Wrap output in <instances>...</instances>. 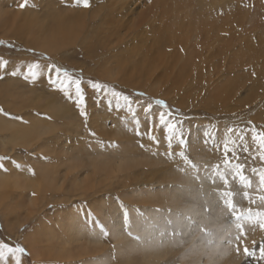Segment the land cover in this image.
Here are the masks:
<instances>
[{
  "label": "rangeland",
  "instance_id": "obj_1",
  "mask_svg": "<svg viewBox=\"0 0 264 264\" xmlns=\"http://www.w3.org/2000/svg\"><path fill=\"white\" fill-rule=\"evenodd\" d=\"M16 1V4L23 2V0ZM143 1L147 5L151 0H109V2L108 0H89L90 7L88 8L77 4L75 0H28V7L25 9L19 8V4H14L13 12L18 13L19 19H22L21 22L27 26H34L32 31L36 38L41 33L45 36H53L54 33L56 39L60 40L61 38L68 43L71 37L69 31L73 35L75 31V35L81 34L76 35L79 37V41H88L89 38H92V43H90L95 44L97 29H95V25L99 24L105 7L121 13L118 18L115 17V20H118L119 24L124 27L121 36H118L116 42L109 45L108 50L104 48L97 51L95 48L94 55L92 54L90 58L84 57L83 51L75 45L64 47L54 56L44 50L41 51L42 49L38 47L35 48L34 45L32 47L26 45L22 35L6 33L4 37L0 36V41L3 42L0 43V59L10 62L8 68L4 70L5 78L0 80V97L3 96V92L7 93L8 91L11 93L14 91L16 94L11 100L9 98L10 101L0 100V109H3L0 118L3 117L5 121L9 120L18 126L22 125L39 136L38 140L36 138L27 144L21 143V145L15 146H12L15 143L7 144L9 141H5L7 143L4 146L12 148L14 151L10 156L8 153L2 152L6 148L3 146L1 149L0 144V157L5 158L2 163L7 169V171L0 169V174L12 180L16 179L17 181L12 182L24 189V186L28 187L29 184L36 186L40 182L42 183V179L36 175L37 170L42 166L44 169L48 168L49 171L58 168L62 175L71 169L77 171L81 176L75 184H79L83 189L87 188L90 193L86 194V196L88 195L86 199L70 202L63 196L56 199L58 203L49 199L46 206L40 209L34 218L26 216L25 208L28 204L26 201L27 204L25 202L23 211L6 224L10 228L15 227L13 232L17 234L14 238L8 236L4 220L0 216V238H5L9 242L24 247L28 253L22 257V264H62L59 261H36L24 239L25 234L32 233L35 228L39 230L45 227L46 229L48 226L52 230L48 228L46 230L56 233L58 231L56 225L58 218L56 217L61 214H58L57 211L69 213L70 209L74 210L79 218L83 226L82 230L85 228V232L92 233L94 229H97L100 237V242L97 243L103 247V250L108 248L109 251L106 253L108 254L107 258H104L105 264H119L118 262H121L120 264H225V259L220 256L227 252L231 257L237 255L236 258L240 259L242 264H250V260L255 261V264H264V179H262L264 177V159H261L259 151L255 150L252 133L247 131L255 126L257 132H264V0H214L215 4H210L211 0H199L202 5L205 4L203 12L206 15L210 10L208 9L209 5L213 6L212 9L215 10L214 16L212 15L210 21L208 20L210 25L206 27L198 25L199 21L196 20V17L194 20H190L189 17H192V11L195 9L194 3L189 5L182 3L180 11H174L172 14L174 13L178 20H182L183 27H180L182 29L180 33L178 31L177 36H175L177 33L172 34L169 45L165 44L163 50H160V53L163 54L162 57L158 55L153 44L163 26L161 17L165 11L160 9L155 14L158 15L151 18L150 24L141 21L137 30H130L125 26L130 19V16L125 15L128 13L127 9H133L138 5V12L141 9L139 3L142 4ZM166 1L171 3L170 0ZM120 7H124L125 10ZM201 11L202 9L200 14ZM91 15L92 19H88ZM170 16L172 18L174 15ZM61 19L64 23H60ZM31 22L33 23L31 24ZM174 22L173 20V25ZM61 24H64L65 27L59 31L58 26ZM83 28L87 31H84ZM45 32L47 33L45 34ZM60 33L64 35L61 36ZM34 37L33 39L36 40ZM164 37L166 38V36ZM167 39L169 40V38ZM150 58L153 60L147 62ZM35 62L40 63L45 73L35 85L24 81L19 73L16 77L7 74L16 68L23 71L27 64ZM50 63L67 69L74 77L81 78L85 82H99L110 90L129 96L133 101L136 118L140 121V131L147 133L151 122L152 132L157 136L159 142H152L147 138V135L137 136L132 115L123 107L119 111L115 107L110 109L105 99L97 102L95 91L87 83L82 85L86 94L88 113V120L85 123L75 104L67 101L58 89L54 90L48 85L45 76L47 65ZM185 64L188 66L185 67ZM141 69L145 71L143 79L138 78L134 73ZM181 71L184 72V77L179 76ZM129 73L132 75L131 77ZM142 84L143 86H139ZM139 93H143V95H137ZM157 100L164 101L167 108H161L160 105L155 104ZM49 101L51 102L49 103ZM113 103L115 102L113 101ZM121 103L123 102L121 101ZM136 105L138 107H135ZM6 106L10 112L8 109L6 110ZM148 107L151 108V111L146 115L145 108ZM12 108L13 110L14 108L20 109V111L14 114ZM168 111H171L169 119L181 122L185 133L182 139L173 138L169 142L165 139L164 129L157 128L159 114ZM26 113H29L31 117L24 116ZM10 117H22L23 120ZM33 122L34 124H32ZM98 125L99 128H97ZM229 128H235L237 131L243 129L247 135L240 147L232 145L234 151L225 152L223 147L225 140L237 138L235 134L227 132ZM102 129L106 134H109L107 137L98 136V131L101 132ZM206 130L213 134L214 139L205 138ZM41 132L43 134L46 132L47 135L44 134V136ZM90 133H95L96 136L90 135ZM4 134L8 135L7 132ZM117 134V138L121 137L126 140L132 138L129 140L132 152L129 151L128 156H125L127 160L119 161L121 158L114 159L115 157L111 156L110 151L118 150L124 144L126 145L123 141L118 142L117 138L113 136ZM0 143L2 142L0 141ZM141 144L144 147H141ZM30 147L34 149L37 147L36 151H29ZM96 148L100 152L99 154L95 151ZM58 156L60 157L58 158ZM134 156L135 158H133ZM122 157L124 158V155ZM130 157L132 158L130 159ZM58 159L62 163L58 164ZM52 162L54 163L52 164ZM61 164L62 166H60ZM117 170H121V174L117 176L119 180L110 179L113 174L115 176ZM187 174H191L189 177L195 185L202 177L206 178V187L207 190H210V194L205 197H207V202L210 200L214 205L204 204L205 206H203L202 202L198 201L197 209L199 211L197 210V215L190 216L191 222L187 225V230L185 228L183 232H179L176 239L178 243L169 246L167 240L166 249L158 251V258L154 254L146 256L141 253H136L137 255L133 253L130 256L132 263L129 262L130 260H119L121 258H118L117 244L120 240L115 241L114 237L109 235L110 229L113 228V221L107 219V217L110 218L108 216L109 208L114 206L118 213L117 222L118 225H121H119V230L129 233L128 236L137 240L135 238L137 235H134L128 228V226H132L128 212H134L130 209L129 204H132L134 208L140 205L144 207V204L157 207L156 210L166 206L171 208L173 198L175 201L178 194L167 192H170V186L172 187L176 181L184 180L183 175ZM153 177L156 178L154 186L153 184L148 186L138 184L147 180L151 182ZM105 178L113 184V187L116 185L115 181L118 180V183L125 188L129 200L126 201V198L122 199L115 193L102 194L99 198L108 206H106L108 209L100 213L101 211H96V208L91 210L88 201L91 200L89 197L97 196L91 193V189L105 190L107 186L105 188L103 186L105 181L108 182ZM17 182L20 183L17 184ZM10 190L0 187V194H2L0 196L4 198L6 193L16 194V192L12 193V188ZM27 190L21 192L30 195L31 199L34 195L32 189ZM49 197L50 194L46 198ZM135 198H138V201ZM28 199L29 197H27ZM130 199L133 200L130 201ZM180 200V204L177 205L182 208L184 206L182 200L185 202V199ZM8 201L5 204L12 202L11 199ZM211 211L213 213H210ZM200 212L203 214L199 215ZM40 222L44 224L41 225ZM193 228L194 230L191 231ZM90 240V237L84 238L81 241L83 243L79 244L80 250L99 248V244L92 243ZM214 245L217 249H214ZM72 248H74V244L70 247L71 250ZM43 250L45 251V248ZM44 251V256L49 257V253ZM100 253L96 259L92 258L93 262L105 255V253ZM40 254L42 253L40 252ZM51 255H55L54 251ZM76 264L84 263L82 261ZM86 264H89L88 260Z\"/></svg>",
  "mask_w": 264,
  "mask_h": 264
},
{
  "label": "bare ground",
  "instance_id": "obj_2",
  "mask_svg": "<svg viewBox=\"0 0 264 264\" xmlns=\"http://www.w3.org/2000/svg\"><path fill=\"white\" fill-rule=\"evenodd\" d=\"M16 0H0V36L2 35V37L5 36L6 33H14L15 35H22L24 37V42L26 45L28 46H33L36 48L38 47L39 49H42L41 51H45L49 54H52L54 56L57 55V53H59L60 50L64 49V47L66 46H72L75 45V46H78L80 47V49L83 51V54H84V57L86 56L87 58H90V56L93 54V52L95 51V48L98 50H103L105 48V50H108V47L111 43L113 42H116V39L118 36H121V31L124 30V27L122 25L119 24V21L118 20H115L116 18L115 17H119L121 15V13H119V11H115L113 9H108V7H102L105 9V12L103 14V16H101V18L99 19V24L95 25V29H96V32H95V44H91L92 41L91 39L92 38H89L88 41L86 40H80L79 41V35H81L79 33V35H75V31H74V35L72 34L71 31H69V33H71V37H70V42L66 43L64 42V40L60 38V40L56 39V35H54L53 33V36L51 34H48V35H51V36H45L43 35L41 32L40 36H36L34 37L33 36V31L32 29H34V26H27L26 24H24V22H21L22 19H19V15L17 12H13V9H14V4H16L15 2ZM140 1V0H139ZM171 3L173 1V4L171 3H168L166 0H151L148 2V4L146 5L144 3V1L141 3H139V8L140 11L137 12V6H133L134 8L133 9H129L128 7H131V6H128L127 10H128V13L125 14L126 16H130V19L129 21L127 22V24L125 25L126 27H128L130 30H137L138 27L141 25V21L142 23L143 22H146L145 24H150L149 22L151 21V18L159 12V10L161 9V11H165L163 12V16L161 17L162 19V22H163V26L162 28L160 29V34L159 36L157 37V39H155L154 41V47L155 49H157V52H158V55L159 56H163V54L160 53V50H163V47L164 45L166 44L169 45V42H171L172 39H170L171 35L175 33H177L175 36L178 35V31L179 33L181 32V29L180 27H183V22L182 20L180 21V19L178 20L175 16V14L172 12L174 11H180L181 7H182V3L184 4H193V6L195 7V9L192 11V17H189L190 20H194V17H196L199 21L198 25H201L203 27H206V26H209L210 23V19L212 17V15L215 13V10H213V6L209 5L208 9H210L208 11V14L206 15L205 12H203V8L205 7V4L202 5L201 2L198 1H195V0H170ZM192 1V2H191ZM221 1V0H220ZM109 2V0H108ZM215 1L214 0H211V3L210 4H215L214 3ZM19 4V3H17ZM16 4V5H17ZM121 9L125 10L124 7H120ZM10 9V10H9ZM120 9V10H121ZM202 9L201 11V14H200V10ZM113 10V11H112ZM191 13V12H190ZM85 14V13H84ZM95 14V13H94ZM102 14V13H101ZM174 15L172 18L170 15ZM87 15V14H86ZM158 15V14H157ZM155 15V16H157ZM82 16V15H81ZM95 16V15H94ZM93 16V18H94ZM214 16V15H213ZM23 17V15H22ZM92 17L89 16L88 19H90ZM96 17V16H95ZM30 18V17H29ZM75 18V17H74ZM209 18V19H207ZM92 19V18H91ZM95 19V18H94ZM172 19V20H171ZM175 21L174 22V25L172 24V21ZM209 20V21H208ZM25 21V20H24ZM61 22L60 23H64V21L61 19L60 20ZM34 22V21H33ZM31 22V24L33 23ZM191 22V21H190ZM194 22V21H193ZM77 23V22H76ZM81 23H83L81 21ZM57 24V23H56ZM55 24V25H56ZM78 24V23H77ZM25 25V26H24ZM29 25V24H28ZM84 25V24H82ZM179 25V27H178ZM39 26V25H38ZM90 26V25H88ZM174 26V27H173ZM31 27V28H30ZM37 27V25H36ZM59 27V31L60 30H63V28L65 27L64 24H61L58 26ZM87 27V26H86ZM38 28V27H37ZM82 28V27H81ZM122 28V29H121ZM25 29H27L25 31ZM75 29V28H74ZM79 29V28H78ZM85 28H83L84 30ZM88 29V28H87ZM82 30V31H83ZM203 30V29H202ZM38 31V30H37ZM44 31H47V30H44ZM49 31V30H48ZM77 31V30H76ZM80 31V30H79ZM84 31H87V30H84ZM43 32V31H42ZM50 32H52L50 30ZM78 32V31H77ZM90 32V31H89ZM88 32V33H89ZM202 32V31H201ZM200 32V33H201ZM47 32H45L46 34ZM84 33V32H83ZM92 33V32H91ZM56 34V33H55ZM61 36L64 35L63 33H60ZM90 34V33H89ZM13 35V34H12ZM169 35V37H167ZM59 35V37H61ZM87 36V35H86ZM90 36V35H88ZM166 36V38L164 37ZM36 38L35 39H33ZM58 37V38H59ZM94 37V36H93ZM17 38V37H16ZM169 38V40L167 39ZM2 39V38H1ZM20 39V38H19ZM64 39H66L64 37ZM68 40V39H67ZM78 40V41H76ZM186 41V40H185ZM91 42V43H90ZM63 54V53H62ZM94 55V54H93ZM96 56V55H95ZM95 56H94V59H95ZM97 59V58H96ZM92 60V59H91ZM90 60V61H91ZM151 60L153 59H148L147 62H150ZM97 61V60H96ZM188 63V62H187ZM188 64H185V67H187ZM127 68V67H126ZM144 68V67H143ZM150 68H151V64H150ZM149 68V69H150ZM189 69V68H188ZM145 70V69H144ZM184 71H185V68H184ZM132 72V71H131ZM182 72V71H181ZM128 73V72H126ZM125 73V74H126ZM138 78H144V73L145 71H143V69L137 71V72H134ZM148 73V72H147ZM153 74V73H152ZM129 76L131 77L132 75H130L129 73ZM180 77H184V72L180 73L179 75ZM142 78V79H143ZM129 79V78H128ZM131 79V78H130ZM134 79V78H133ZM127 80V79H125ZM132 81V80H130ZM138 81V80H137ZM143 80H141L142 82ZM144 82V81H143ZM145 83V82H144ZM8 84V83H7ZM14 84V83H13ZM146 84V83H145ZM1 85V84H0ZM148 85V84H147ZM139 86H143L142 85H139ZM141 88V87H139ZM145 88V87H144ZM7 89V88H6ZM1 90V89H0ZM22 90V89H21ZM153 90V89H152ZM151 92V91H150ZM153 93V92H152ZM150 94V93H149ZM15 92L13 91L12 93L11 92H3V96L0 97V100H8L10 101L14 96H15ZM19 95V94H18ZM153 95V94H152ZM151 95V96H152ZM1 96V95H0ZM166 96V95H165ZM10 98V100H9ZM24 98V97H23ZM27 99V98H26ZM17 100V99H15ZM51 100V99H50ZM22 101H25V100H22ZM28 101V100H27ZM3 102V101H2ZM1 102V104H2ZM21 102V101H20ZM48 102V101H47ZM51 101H49L50 103ZM7 103V102H6ZM22 103V102H21ZM20 103V105H21ZM29 103V102H28ZM27 103V104H28ZM32 103V102H31ZM29 103V104H31ZM9 104V103H7ZM12 105V103H10ZM19 104V103H18ZM54 104V103H52ZM26 105V104H25ZM61 106V105H60ZM15 107V106H14ZM17 107V106H16ZM15 107V108H16ZM22 107V106H21ZM31 107V106H30ZM28 107V108H30ZM59 107V106H58ZM5 108V106H4ZM11 108V107H10ZM13 110L12 108V111L14 112H19L20 109H15ZM8 109V107L6 106V110ZM22 109V108H21ZM47 109V108H46ZM53 109V108H52ZM10 112V109H8ZM23 110V109H22ZM47 111V110H46ZM12 112V113H13ZM22 114V113H20ZM24 116H26L27 118H30L31 115L29 113H26ZM1 117V116H0ZM65 118V117H63ZM62 118V119H63ZM33 119V118H32ZM67 120V118H66ZM29 121V120H28ZM32 121V120H31ZM31 121H30V124H31ZM37 123V122H36ZM34 124V122L32 123ZM38 125H39V122H38ZM65 125V124H64ZM67 126V125H66ZM75 126V125H74ZM42 127V126H41ZM97 128H99V125L97 126ZM96 128V129H97ZM43 129V128H42ZM42 129H39V130H42ZM68 129V128H67ZM74 130V129H73ZM95 130V129H94ZM99 130V129H98ZM112 130V129H111ZM46 131V130H44ZM110 131V130H109ZM5 132L8 133V135L4 134ZM48 132V130H47ZM96 132V130H95ZM43 134V132H41ZM46 132H44L45 134ZM54 133V132H53ZM100 133V135H99ZM40 134V133H39ZM43 134V135H44ZM51 134V133H50ZM111 134V133H110ZM47 135V134H45ZM44 135V136H45ZM109 134H106L104 132V130L102 129L101 132L98 131V136L102 137V136H108ZM0 136H1V146L3 149V146L6 145L5 141H9L7 144H11V143H15L14 145L12 146H15V145H21L22 144H27L28 142H32V140H36L37 137H39L37 134H33V132H31V130H28V129H25L22 125L21 126H18L16 123H12L11 121L8 120L5 121V119L0 118ZM8 136V137H7ZM42 136V135H41ZM96 136V135H94ZM114 137L118 136L117 135H113ZM113 136H111L113 138ZM111 138V139H112ZM117 138V137H116ZM39 138H37L38 140ZM132 139V138H130ZM129 139V140H130ZM113 140V139H112ZM118 142H125L126 145L124 144L123 146H121L118 150H112L110 151L112 154L111 156L115 157L114 159H119V161H123V160H127L125 157L126 155L128 156L129 154V151H130V145H129V140H126L125 138H121V137H118L117 138ZM108 141V139H107ZM128 142V143H127ZM133 142V141H132ZM33 144H34V141H33ZM103 145V144H102ZM24 146V145H23ZM26 146V145H25ZM30 146V145H29ZM32 146V145H31ZM6 149H4L2 152H6L8 153V155H13V149L12 148H7V146H4ZM95 147V146H94ZM105 147V146H104ZM136 147V146H135ZM25 148V147H24ZM27 148V147H26ZM37 148V147H36ZM36 148L34 149L33 147L29 148V151H32V152H35L36 151ZM113 148V147H112ZM100 150V147L98 148ZM98 149L96 148L95 151L99 154L100 152H98ZM105 149V148H104ZM116 149V148H115ZM137 149V148H136ZM17 150V149H16ZM39 150V148H38ZM102 151V150H101ZM134 151V150H133ZM109 152V151H108ZM132 152V151H130ZM135 152V151H134ZM102 153V152H101ZM109 154V153H108ZM33 155V154H32ZM124 155V158L122 157ZM56 157V155H54ZM53 156V158H54ZM131 156V155H129ZM133 156V155H132ZM60 156H58L59 158ZM137 157V156H136ZM132 157H130L131 159ZM135 158V156L133 157ZM65 159V158H64ZM62 159V160H64ZM123 159V160H122ZM70 161V160H69ZM56 162V161H55ZM54 162H52L53 164ZM57 163H62L61 160H57ZM65 164V163H64ZM57 165V164H56ZM68 165V164H67ZM139 165V164H137ZM47 166V165H46ZM62 166V164L60 165ZM66 166V165H65ZM93 166H96V165H93ZM5 167V166H4ZM43 167V166H42ZM37 170L36 172V175L39 176V178L42 179V183L40 182V184H37L36 186H31L29 184L28 187L24 186V189L20 188L19 186H17L14 182L12 181H17L16 179L11 180L8 178V177H5L4 175L0 174V187L3 188L5 190V188H9V191L10 188H12V193L13 192H16L15 195H11V194H8L6 193L5 197L2 198L0 196V216L1 218L4 220V225L8 231V236L10 237H15L16 234L15 232H13V228H10L9 226H6L7 222L9 223V220L11 218H14L15 216H17L21 211H23L24 207L25 206V202L28 201V204H27V208H25V211L27 212V218H31V217H36L37 216V213L40 211V209L44 208V206H46V204L48 203V200L50 199L52 202H55V203H58L57 202V198L58 197H61L63 196V198L65 199H68V201H76V200H83V199H86V194H88V189L85 188H81V186L79 184H75L77 183V179L80 176V174H78L77 171H72L70 168V170H68L64 175H62L60 169L58 168H55L54 170H47L46 168H42ZM49 167V166H48ZM120 167V166H119ZM53 168V167H52ZM61 168V167H60ZM64 168V167H63ZM111 168V167H110ZM122 168V167H121ZM131 169V167H130ZM204 169V168H202ZM35 171V169H34ZM137 171V170H136ZM207 171V170H206ZM84 172V171H83ZM128 172V170H127ZM186 172V171H185ZM38 173V174H37ZM94 173V172H93ZM97 173V172H96ZM130 173V172H129ZM118 174H121V170L120 171H116L115 173V176L113 174V176L110 178L112 180H116L119 178H117ZM134 174V173H133ZM132 174V175H133ZM156 174V173H155ZM103 175V174H102ZM126 175V174H125ZM141 174L139 173V176ZM167 175V174H166ZM191 174H187V175H183V178L184 180H179V181H176L173 186L171 187L170 186V192L166 191L167 193H171V192H174L176 194H178L177 198L175 199L174 201V198H173V203H171V208L169 206H165L164 208H160L159 210H156L157 207H153L151 205H145L144 204V207L141 205L138 206V207H135L132 206V204H129V207L132 211L136 212L134 214V212L129 213V219L131 221V224L132 226H128L129 230L131 232L134 233V235H137L135 236V238H137V240L131 238L129 235V233H125L124 232H121V229L119 230V225H118V213L116 212V209L114 206H111V208H109L110 210V213H108L109 217H107V219H111L110 221H113L112 222V226L113 228L110 229V226H109V235L111 237H114L115 241H121L123 240V242H120L117 244V253H118V258H121L119 260L122 261V259H125L126 260H130V256L131 254L133 253H141V254H144L146 256L150 255V254H154V256H156L158 258V251L161 252L162 250L165 251L164 249H166V242L168 240V243L169 246L171 245H175L176 243H178L176 241L177 237H178V234L179 232H183L184 229L187 227V225L191 222L190 220V216L191 215H197L196 213L199 211L197 209V207L199 206V203L202 202V205L205 206L204 204H209V205H214L210 200H208L207 202V195L210 194V190H207V185H206V178L202 177V179L196 183V185L193 183V181L191 180V178L189 177ZM98 176V175H97ZM120 176V175H119ZM138 176V177H139ZM13 177V176H11ZM37 177V176H36ZM100 177V175H99ZM103 177H105L103 175ZM137 177V176H136ZM102 178V177H101ZM132 178V177H131ZM135 178V177H134ZM133 178V179H134ZM181 178V177H180ZM106 179V178H105ZM131 179V180H133ZM140 179V178H139ZM138 179V180H139ZM156 178H152L151 179V182H149L148 180L143 182V183H138V184H141V186H148V185H152L153 186L155 185L154 184V180ZM44 180V182H43ZM107 180V179H106ZM118 180L115 181L116 185L115 187H113L112 183L109 182V180H107L108 182L105 181V184H104V188L105 186H107L105 188V190H98V189H91V193H93L94 195L96 194L98 198H91L89 197L91 200L88 201V206L91 207L90 209L91 210H94L96 208V211H101L100 213L104 212L106 209V206L103 202V200L101 198H99L100 195L102 194H105V193H115L117 195H119L122 199H125L126 198V201H128L129 199L128 198V195L126 193V190L125 188L120 185L118 183ZM158 180V179H157ZM164 180V179H163ZM28 181V179H27ZM39 181V179H38ZM90 181V180H89ZM102 181V179H101ZM83 182H86L83 180ZM132 182H135V181H132ZM156 182V181H155ZM20 182H17V184H19ZM28 183V182H26ZM68 183V185H67ZM70 183V185H69ZM136 183V182H135ZM145 183V184H144ZM24 184V183H23ZM86 184V183H85ZM87 184H88V179H87ZM90 184V183H89ZM93 184V183H92ZM158 184V183H157ZM170 184V183H169ZM27 185V184H26ZM67 185V186H66ZM91 185V184H90ZM110 186V187H109ZM136 186V185H134ZM139 186V185H138ZM83 187V186H82ZM85 187V185H84ZM101 188V187H100ZM108 188V189H107ZM27 189H32V192H33V197L30 199V195H25L23 194V190H27ZM125 190V191H124ZM139 190V189H138ZM28 191V190H27ZM90 191V190H89ZM104 191V192H102ZM149 191V190H147ZM6 192V191H5ZM154 192V191H152ZM28 193V192H27ZM141 193V192H140ZM156 193V192H155ZM159 193V191H158ZM157 193V194H158ZM173 193V194H174ZM5 194V193H4ZM50 194V197L49 198H46L47 195ZM90 194V193H89ZM148 194V193H147ZM150 194V193H149ZM148 194V195H149ZM2 195V194H0ZM32 195V194H31ZM140 195V194H139ZM147 195V196H148ZM216 195V194H215ZM135 196V195H134ZM145 196V194H144ZM154 196V195H153ZM175 196V194H174ZM27 197H29V199L27 200ZM143 197V195H142ZM156 197V196H155ZM173 197V195H172ZM139 198V197H138ZM138 198H135L136 201H138ZM11 199V203L10 204H5L6 201L10 200ZM33 199V200H32ZM152 199V198H151ZM180 199H185V202L184 200H182L184 206L182 208H180V206H178L177 204H180L179 201H181ZM14 200V201H13ZM133 200V199H130V201ZM165 200V199H164ZM152 201V200H151ZM198 201H200L198 203ZM9 202V201H8ZM47 202V203H46ZM147 202V201H146ZM134 203V202H133ZM185 205L187 206L185 208ZM200 204V206H202ZM202 206V207H203ZM3 209H2V208ZM108 207V206H107ZM210 207V206H209ZM39 208V209H38ZM213 208V207H212ZM211 208V209H212ZM198 210V211H197ZM210 210V209H209ZM72 211V212H71ZM119 211V209H118ZM139 211V212H137ZM202 211V210H201ZM108 212V211H107ZM203 212V211H202ZM202 212H200L199 215L203 214ZM205 212V211H204ZM57 213H61L59 215V217H56L58 218V221L56 222V225L58 227V231L56 233H53L51 230L50 227H46V229H51V230H46L45 227H43L42 229L40 228L39 230L37 228L34 229V231L32 233H28V234H25V239L24 241H26V246L29 248V250L31 251V255L33 257V259H35L36 261H39V262H44V261H59L61 262L62 264H76L77 262H82L84 264H86V261L88 260V263L89 264H105V261H104V258L106 259L107 258V255L106 254L108 251V248L105 249V246H104V249L103 250V247L100 246L99 243L97 242H100L99 239L100 237L98 236V232H97V229H94L92 233H88V232H85V228H83V230L81 229L82 224L79 220V218L76 216V214L74 213V210H71L69 211V213H66V212H63V211H57ZM73 213V214H72ZM210 213H213L212 211ZM48 214V213H47ZM96 215V214H95ZM101 215V214H100ZM198 215V216H199ZM215 215V214H213ZM197 216V217H198ZM203 216V215H202ZM212 216V215H211ZM204 217V216H203ZM55 218V219H56ZM205 218V217H204ZM211 218V217H210ZM197 219V218H196ZM203 219V218H202ZM215 219V218H213ZM54 220V219H53ZM190 220V221H189ZM194 220V219H193ZM24 221V220H23ZM28 221V220H27ZM40 221V220H39ZM102 221H103V218H102ZM129 221V223H130ZM205 221V219H204ZM52 222V221H51ZM206 222V221H205ZM211 222V221H210ZM24 223V222H23ZM41 225H43L44 223L43 222H40ZM43 223V224H42ZM53 223V222H52ZM107 223V222H106ZM198 223V222H197ZM171 224V226H170ZM111 225V224H110ZM130 225V224H129ZM213 225V224H211ZM225 225V224H224ZM262 225V224H261ZM12 226V225H11ZM107 226V227H108ZM121 226V225H120ZM190 226V225H189ZM207 227V226H206ZM220 227V226H219ZM218 227V228H219ZM97 228V227H96ZM18 229V228H17ZM16 229V230H17ZM56 229V228H55ZM15 230V231H16ZM54 230V229H53ZM187 230V228H186ZM194 230L191 229V231ZM255 230V229H254ZM6 231V230H5ZM190 231V230H189ZM189 231L188 234H189ZM212 231V230H211ZM214 231V230H213ZM256 231V230H255ZM196 232V230H195ZM251 232V231H250ZM186 233V232H185ZM205 233V232H204ZM262 233V232H261ZM196 234V233H195ZM253 234V233H252ZM256 234V233H255ZM257 235V234H256ZM183 236V235H182ZM251 236V235H250ZM255 236V235H253ZM87 237H90L91 238V242L94 243L96 242L97 244H99V248L95 249H89V250H80L79 248V244L81 245V241ZM180 237V236H179ZM194 237V236H192ZM217 237V236H216ZM256 237V236H255ZM24 238V237H23ZM181 238V237H180ZM195 238V237H194ZM203 238V237H202ZM119 239V240H118ZM218 239V238H217ZM221 239V238H220ZM249 239V238H248ZM254 239V238H252ZM195 240V239H194ZM219 240V239H218ZM182 241V240H181ZM252 241V240H251ZM174 244H173V243ZM197 242V241H196ZM121 243H124V244H121ZM187 243V242H186ZM217 243V242H216ZM74 244V248H72V250L70 249V247H72V245ZM215 244V243H214ZM220 244V242H219ZM218 244V245H219ZM89 245V244H88ZM87 245V246H88ZM216 245V244H215ZM214 245V249L216 248ZM92 246V245H91ZM217 246V245H216ZM225 246V244H224ZM223 246V247H224ZM174 247V246H173ZM45 248V251L43 250ZM196 248V247H195ZM242 248V247H241ZM83 249V248H82ZM87 249V248H86ZM217 249V248H216ZM225 249V247L223 248ZM99 250V251H98ZM168 250V249H167ZM166 250V251H167ZM173 250V249H172ZM43 251L46 253H49V257L47 255L44 256L43 254ZM53 251L55 253V255H51L53 254ZM177 251V250H176ZM182 251V250H181ZM190 251V250H189ZM221 251V250H220ZM225 251L227 252V250L225 249ZM40 252L42 254H40ZM100 252H104L105 255H103V257L101 258H97V260H95V262H93V259L92 258H95L96 259V256L99 255ZM175 252V250H174ZM222 252V251H221ZM220 252V253H221ZM224 252V253H226ZM104 253H100V254H104ZM217 253V251H216ZM165 254V253H164ZM214 254V253H213ZM223 254V253H221ZM137 255V254H136ZM232 255H235V254H232ZM100 256V255H99ZM105 256V257H104ZM128 256V257H127ZM219 256V255H217ZM237 257V255H235ZM139 257V256H138ZM137 257V258H138ZM171 257V256H170ZM216 257V256H215ZM222 258L225 259L226 263L225 264H242L240 263L241 260L236 258V257H231L230 256V253L227 252L225 255H222L220 256ZM90 258V259H88ZM136 258V257H135ZM217 258V257H216ZM223 259V260H224ZM118 260V259H117ZM118 260V261H119ZM140 260V259H139ZM201 260V259H200ZM217 260V259H216ZM90 261V262H89ZM124 261V260H123ZM221 261V260H220ZM93 262V263H92ZM129 262L132 263V260H130ZM203 262V261H202ZM210 262V261H209ZM250 264H255V261L253 260H250L249 261ZM119 264L121 262H118ZM199 263V262H198ZM206 263V262H205ZM217 263V262H216ZM114 264V263H113ZM200 264V263H199Z\"/></svg>",
  "mask_w": 264,
  "mask_h": 264
},
{
  "label": "snow or ice",
  "instance_id": "obj_3",
  "mask_svg": "<svg viewBox=\"0 0 264 264\" xmlns=\"http://www.w3.org/2000/svg\"><path fill=\"white\" fill-rule=\"evenodd\" d=\"M75 2L79 5H82L85 8L90 7L89 0H75ZM19 8L25 9L28 7V0H23L19 5ZM0 43H3L0 41ZM12 47V45H9ZM8 60L0 59V80L5 78L4 70L9 66ZM20 74L21 78L29 84L35 85L40 81L41 76L45 75L42 70L40 63H29L21 71L19 68L9 71L7 74L12 77H16L17 74ZM47 79L48 85H50L54 90H59L64 98L75 104L76 109L79 112V115L84 118L85 123L88 120L87 113V101L86 94L82 85L87 83L89 87H91L96 93V100L99 102L101 99H105V102L109 105V108L115 107L117 111H119L122 107L125 108L133 117V124L136 126V135L143 137L147 135V138L154 143H158L159 140L156 135L152 132V124H149V131L147 133H143L140 131V121L136 118V113L134 110L133 101L127 95H124L121 92H117L115 90H110L106 85H101L99 82L93 81H83L81 78L74 77L67 69L56 66L55 64L47 65V74L45 76ZM137 95L142 96L143 93H139ZM110 97V98H109ZM113 101L115 103H113ZM121 101L123 103H121ZM155 104L160 105L161 108H167V105L162 100L155 101ZM135 107H138L136 105ZM151 108H145V114L150 113ZM3 112V109H0V113ZM5 115H8L5 113ZM171 116V111L161 112L158 116L159 123L157 128H163L165 132V139L169 142L173 138L182 139L185 135L184 130L181 126V122L169 119ZM13 119L23 120L22 117H10ZM247 131L252 133V141L255 144V150H258L260 153V158L264 159V132H257L255 126H252ZM227 132L235 134L236 139H227L225 140L223 147L225 152H232L234 148L232 145L236 147H240L244 142V137L247 135V132L243 129L237 131L235 128L227 129ZM90 135H95V133H90ZM205 138L214 139V136L211 132L207 130L204 133ZM144 147L143 144L140 145ZM247 150V148H245ZM4 157H0V169L7 171L4 167L2 161ZM19 167V165H16ZM264 179V177H262ZM28 253L26 249L18 244L9 242L5 238H0V264H22V257L26 256Z\"/></svg>",
  "mask_w": 264,
  "mask_h": 264
}]
</instances>
